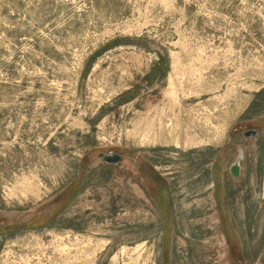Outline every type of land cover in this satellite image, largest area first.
<instances>
[{
    "label": "rangeland",
    "instance_id": "1",
    "mask_svg": "<svg viewBox=\"0 0 264 264\" xmlns=\"http://www.w3.org/2000/svg\"><path fill=\"white\" fill-rule=\"evenodd\" d=\"M0 264H264V0H0Z\"/></svg>",
    "mask_w": 264,
    "mask_h": 264
},
{
    "label": "water",
    "instance_id": "2",
    "mask_svg": "<svg viewBox=\"0 0 264 264\" xmlns=\"http://www.w3.org/2000/svg\"><path fill=\"white\" fill-rule=\"evenodd\" d=\"M255 134V131L250 130L245 133L246 136H253ZM99 156L102 158L103 162L106 164H115L121 161V155L119 154H99ZM243 150L240 149L238 155L236 156L235 160L231 165L229 166V172L234 178H238L241 175V161L243 160Z\"/></svg>",
    "mask_w": 264,
    "mask_h": 264
},
{
    "label": "bare ground",
    "instance_id": "3",
    "mask_svg": "<svg viewBox=\"0 0 264 264\" xmlns=\"http://www.w3.org/2000/svg\"><path fill=\"white\" fill-rule=\"evenodd\" d=\"M175 56V55H174ZM174 60V59H173ZM173 64V63H172ZM182 63H181V60L180 59H175L174 60V66L176 67V69H174L175 70V74L174 75H171V90H174V88H173V86H174V80L176 79V78H179V75H181V70H182V68H180ZM180 66V67H179ZM173 69V68H172ZM185 69L187 70V73H188V75H185V73H183L182 75V77H184L183 79H189V80H191L189 77H190V75H192L194 72H197V71H199L200 70V68H196L195 67V65L193 64V63H190L187 67H185ZM184 69V70H185ZM187 76H188V78H187ZM180 80H182V79H180ZM192 81V80H191ZM178 83V82H177ZM181 83V82H180ZM168 85V84H167ZM177 86H179V85H177ZM182 86V85H181ZM185 86V85H184ZM184 86H183V88H184ZM189 86H187V88H188ZM182 89V88H181ZM192 89V88H191ZM185 90V89H184ZM189 90V89H188ZM187 90V91H188ZM193 90V89H192ZM183 91V90H182ZM167 95V94H166ZM172 98V97H171ZM179 139V138H178ZM194 139V138H193ZM181 140V139H180ZM180 140H178L176 143L177 144H179V145H184V146H191V142L192 141H190V139H189V137H188V134H186V136L184 137V140H183V142H181ZM158 141V140H157ZM172 141V140H171ZM195 141H197V140H195ZM172 143V142H171ZM193 144V143H192ZM183 147V146H182ZM90 239V238H89ZM89 241V240H88ZM104 243V242H103ZM98 246H102V245H100V244H98ZM94 254V253H93ZM86 261V260H85Z\"/></svg>",
    "mask_w": 264,
    "mask_h": 264
}]
</instances>
